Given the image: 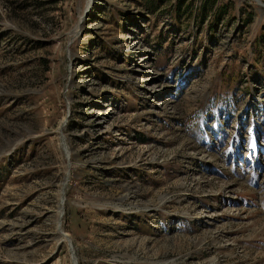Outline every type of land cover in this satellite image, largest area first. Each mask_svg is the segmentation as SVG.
Returning <instances> with one entry per match:
<instances>
[{
	"label": "rangeland",
	"instance_id": "374dc122",
	"mask_svg": "<svg viewBox=\"0 0 264 264\" xmlns=\"http://www.w3.org/2000/svg\"><path fill=\"white\" fill-rule=\"evenodd\" d=\"M0 264H264V0H0Z\"/></svg>",
	"mask_w": 264,
	"mask_h": 264
},
{
	"label": "bare ground",
	"instance_id": "6f19581e",
	"mask_svg": "<svg viewBox=\"0 0 264 264\" xmlns=\"http://www.w3.org/2000/svg\"><path fill=\"white\" fill-rule=\"evenodd\" d=\"M59 218H60V216H59Z\"/></svg>",
	"mask_w": 264,
	"mask_h": 264
}]
</instances>
